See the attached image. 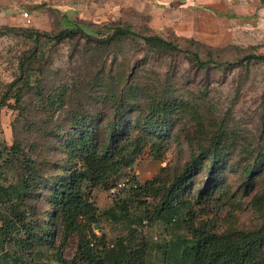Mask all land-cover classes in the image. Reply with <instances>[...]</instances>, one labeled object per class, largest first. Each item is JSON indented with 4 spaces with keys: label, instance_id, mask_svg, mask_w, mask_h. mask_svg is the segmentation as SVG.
I'll use <instances>...</instances> for the list:
<instances>
[{
    "label": "rangeland",
    "instance_id": "rangeland-1",
    "mask_svg": "<svg viewBox=\"0 0 264 264\" xmlns=\"http://www.w3.org/2000/svg\"><path fill=\"white\" fill-rule=\"evenodd\" d=\"M191 15L180 32L132 10L82 31L58 25L35 29L30 14V26L0 27V188L16 187L31 170L49 177L71 165L73 152L66 144L77 138L70 126L76 115L88 116L96 138L103 140L113 115L136 137L152 114L169 134L163 154L155 159L147 146L132 168L121 170L116 185L131 179L136 191H93L98 207L110 211L100 217L98 228L93 226L95 236L104 234L110 250L119 247L118 240L126 242L133 264H173L165 252L176 239L188 237L184 219L190 205L194 228L218 235L258 229L264 220V59L248 57L264 56V18L223 20L217 33L201 27L202 14ZM119 26L137 36H112ZM150 36L182 50L144 40ZM190 53L207 66H198ZM215 138L226 149L219 175L208 177L209 162L203 160L178 194L175 213L157 216L159 198L145 195L144 184L168 186L191 154ZM253 163L261 165L248 190L243 168ZM35 192L39 195L20 194L16 203L0 193V263L61 264L53 250L42 248L37 259L18 243L26 236L15 214H23L28 223L46 209L44 193ZM259 196L262 212L253 201ZM78 244L79 237L73 236L61 251L67 264H79Z\"/></svg>",
    "mask_w": 264,
    "mask_h": 264
},
{
    "label": "trees",
    "instance_id": "trees-1",
    "mask_svg": "<svg viewBox=\"0 0 264 264\" xmlns=\"http://www.w3.org/2000/svg\"><path fill=\"white\" fill-rule=\"evenodd\" d=\"M89 25L91 24L86 26L78 24L66 29L82 31ZM34 35L40 36L37 31H34ZM111 35L137 36L129 29L120 26L114 29ZM144 40L161 44L171 51L182 50L176 43L164 41L158 36L146 37ZM190 55L198 66H207L208 63L201 61L197 54L190 53ZM248 58L262 60L264 56L253 54ZM145 119L141 127L142 135L130 137L128 127L122 125L119 116L115 114L101 140L96 138L95 127L89 126L90 118L86 115H76L72 117L70 126L77 138L71 144H66L67 149L73 152L71 157H68V160L72 162L71 165L64 166L67 165L64 164L58 167V172L49 177H45L41 171L31 170L28 180L21 181L16 187L0 188V193L11 197L15 203L20 194L24 193V197H30L32 191L34 196L39 195L35 190L44 193L43 201L46 209L38 219H30L26 223L23 214L18 212L15 214L14 222L26 236L24 241L18 242L22 247L30 248V254L37 259L44 251L41 250L42 248L46 251L53 250L57 260L61 264H67L61 258V251L69 238L77 236L79 244L75 256L79 264H124V262L133 264L129 260L126 242L118 240L119 247L110 250L106 236L102 234L96 237L93 233V226L99 223L100 217H107L110 212L99 211L93 191L109 192L113 189L121 170L132 168L147 146L153 158L161 157L162 142L169 136L166 125L163 121L154 119L152 114ZM197 150L199 153L191 154L183 171L173 177L168 186L155 188L154 181L144 184L142 189L145 195L159 198L157 216L161 212L169 216L175 213L178 194L185 188L189 179L200 170L203 160L209 162L208 177L213 178L219 175V169L225 162L223 158L226 149L219 146L215 138L208 147H200ZM260 165L261 163L245 164L243 173L246 178V189L251 190L252 177ZM137 189L138 187L128 191ZM261 200H263L261 196L253 200L260 212L263 209ZM187 215L188 218L184 219V224L189 235L185 239H176L171 243V248L165 252V254L169 253L166 257L169 262L173 264H264V220L263 224L253 231L218 235L192 226L196 218L192 205ZM1 256L7 257L6 253H2ZM30 258L32 259L33 256ZM0 264L9 263L2 261Z\"/></svg>",
    "mask_w": 264,
    "mask_h": 264
},
{
    "label": "crops",
    "instance_id": "crops-1",
    "mask_svg": "<svg viewBox=\"0 0 264 264\" xmlns=\"http://www.w3.org/2000/svg\"><path fill=\"white\" fill-rule=\"evenodd\" d=\"M129 10L162 19L179 32L186 30L187 20L197 12L203 15L201 27L218 33L223 20L249 19L255 14L264 18V0H0V27H26L20 11L29 12L35 29L48 30L54 25L66 29L104 23Z\"/></svg>",
    "mask_w": 264,
    "mask_h": 264
},
{
    "label": "built area",
    "instance_id": "built-area-1",
    "mask_svg": "<svg viewBox=\"0 0 264 264\" xmlns=\"http://www.w3.org/2000/svg\"><path fill=\"white\" fill-rule=\"evenodd\" d=\"M20 17L21 19L24 20V24L25 26H30L31 25V20L29 18V14L27 11H20ZM137 188V185L134 181L130 180V179H125L124 181L118 183L116 185V187H114L113 189H111L109 191V194L114 195L115 193H117L119 190H134ZM142 226L146 227L147 226V221L143 220L142 221Z\"/></svg>",
    "mask_w": 264,
    "mask_h": 264
},
{
    "label": "water",
    "instance_id": "water-1",
    "mask_svg": "<svg viewBox=\"0 0 264 264\" xmlns=\"http://www.w3.org/2000/svg\"><path fill=\"white\" fill-rule=\"evenodd\" d=\"M94 228H95V229L98 228V225H95Z\"/></svg>",
    "mask_w": 264,
    "mask_h": 264
}]
</instances>
